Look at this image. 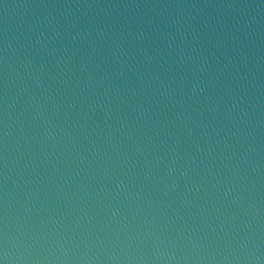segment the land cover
Wrapping results in <instances>:
<instances>
[{
	"label": "water",
	"instance_id": "obj_1",
	"mask_svg": "<svg viewBox=\"0 0 264 264\" xmlns=\"http://www.w3.org/2000/svg\"><path fill=\"white\" fill-rule=\"evenodd\" d=\"M0 264H264V0H0Z\"/></svg>",
	"mask_w": 264,
	"mask_h": 264
}]
</instances>
